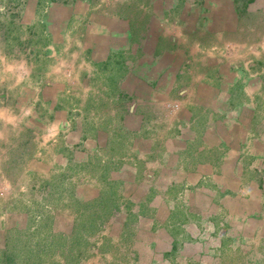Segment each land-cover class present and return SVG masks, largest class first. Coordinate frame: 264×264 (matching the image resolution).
Listing matches in <instances>:
<instances>
[{
	"label": "rangeland",
	"instance_id": "rangeland-1",
	"mask_svg": "<svg viewBox=\"0 0 264 264\" xmlns=\"http://www.w3.org/2000/svg\"><path fill=\"white\" fill-rule=\"evenodd\" d=\"M103 37L126 57L136 45L154 58L183 55L187 64L170 66L177 73L215 56L244 63L264 52V2L0 0V264H172L158 241L146 249L150 217L131 222L164 212L143 207L153 193L118 202L101 162L85 158L88 117L113 101L102 67L89 76L85 66V42Z\"/></svg>",
	"mask_w": 264,
	"mask_h": 264
},
{
	"label": "crops",
	"instance_id": "crops-1",
	"mask_svg": "<svg viewBox=\"0 0 264 264\" xmlns=\"http://www.w3.org/2000/svg\"><path fill=\"white\" fill-rule=\"evenodd\" d=\"M105 39L84 44L88 75L108 79L103 93L113 100L101 118L88 117L85 158L101 162L102 176L118 185V202L153 193L143 207L164 212L131 221L150 217L146 249L158 241L172 264H264V52L244 63L203 58L196 71L177 73L170 66L183 55L154 58L136 45L129 58Z\"/></svg>",
	"mask_w": 264,
	"mask_h": 264
}]
</instances>
